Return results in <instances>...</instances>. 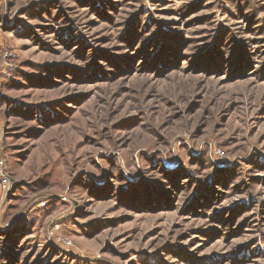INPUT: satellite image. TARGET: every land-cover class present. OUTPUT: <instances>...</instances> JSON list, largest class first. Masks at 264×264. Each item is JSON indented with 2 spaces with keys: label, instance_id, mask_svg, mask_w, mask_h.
I'll return each mask as SVG.
<instances>
[{
  "label": "rangeland",
  "instance_id": "rangeland-1",
  "mask_svg": "<svg viewBox=\"0 0 264 264\" xmlns=\"http://www.w3.org/2000/svg\"><path fill=\"white\" fill-rule=\"evenodd\" d=\"M0 264H264V0H0Z\"/></svg>",
  "mask_w": 264,
  "mask_h": 264
},
{
  "label": "built area",
  "instance_id": "built-area-1",
  "mask_svg": "<svg viewBox=\"0 0 264 264\" xmlns=\"http://www.w3.org/2000/svg\"><path fill=\"white\" fill-rule=\"evenodd\" d=\"M2 181H3V184L5 183V179H2Z\"/></svg>",
  "mask_w": 264,
  "mask_h": 264
}]
</instances>
